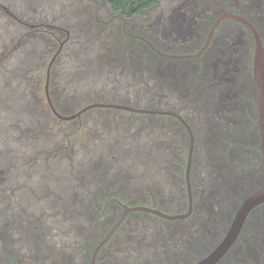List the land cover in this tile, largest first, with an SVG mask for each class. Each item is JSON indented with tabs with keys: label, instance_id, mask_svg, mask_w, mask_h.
Listing matches in <instances>:
<instances>
[{
	"label": "rangeland",
	"instance_id": "rangeland-1",
	"mask_svg": "<svg viewBox=\"0 0 264 264\" xmlns=\"http://www.w3.org/2000/svg\"><path fill=\"white\" fill-rule=\"evenodd\" d=\"M207 1L217 4V0H202L198 6L190 0H162L136 14L125 13L130 21L125 31L123 17L106 0H0V175H4L0 176V264H86L87 255L125 209L122 205L95 208L100 205L98 193L113 194L124 183L131 195L125 205L151 203L164 212L184 213L187 204L181 174L188 152L183 144L188 140L183 129L159 123L161 117L155 119L153 114L108 106L61 119L49 100L64 116L92 103L150 109L163 103L191 117L199 111L193 104L201 97L198 90L187 96L185 86L193 76L186 73L188 62L161 58L158 65L147 43L131 34L165 48L191 49L208 35V31H198V25L208 19L206 14L214 11L202 10ZM246 3L243 0L240 8ZM183 11L186 16L180 15ZM192 11L198 15L192 16ZM175 14L184 21L178 22ZM248 15L264 38V20L258 13ZM212 57L217 59L214 65L222 78L216 86L225 93V110L232 107L238 115L246 110L247 139L260 145L257 100H251L258 90L247 71L254 57L249 31L230 29L224 48L216 45L208 50L205 61ZM157 81L164 93L159 104L153 98ZM210 110L225 128V110L217 104ZM245 123L235 126L241 129ZM159 127L161 136L178 143L175 148L158 152ZM231 129H223V135ZM206 135L204 206L212 208L207 223L133 211L98 264H193L214 248L230 228L244 197L264 185V167H257L252 178L219 180V170L230 163L237 165L238 151L228 143L229 138L217 142L218 148L216 136L208 129ZM237 136L245 135L238 132L235 141ZM253 154L256 157L250 158L257 161L261 152ZM156 179L160 197L155 202L142 198L136 188L152 189ZM218 207L223 211L219 220Z\"/></svg>",
	"mask_w": 264,
	"mask_h": 264
},
{
	"label": "flooded vegetation",
	"instance_id": "flooded-vegetation-1",
	"mask_svg": "<svg viewBox=\"0 0 264 264\" xmlns=\"http://www.w3.org/2000/svg\"><path fill=\"white\" fill-rule=\"evenodd\" d=\"M185 1H189V0H185ZM190 1H191L190 3H195V5L198 6V3L200 4L202 0H190ZM242 1L243 0H217V4L212 3L211 1H207L208 5L206 7L203 6L202 10L205 11L206 9H204V8H208V9L210 8V9H213L214 11H211L208 14L205 13L207 16L209 15L207 17L208 19L204 20L203 24L198 25V31L200 29L203 32L208 31V35H207L205 40L201 39L199 42L194 44L193 48H191V49L187 48V49L176 50V49H172V48L171 49L165 48L162 45H157L159 43H157L156 41L150 42L148 39H146L143 36H140V35L136 36L135 34H131V36L136 37V38H141L142 40H144L147 43V45L149 46V49H151L155 53L156 62L158 63V65H161V58H165V59H169V60H176V61L177 60H183V61L188 62V64H186V66H185L186 70H187L186 73L187 74L191 73V74H193V76L190 77L189 84L185 86L187 96L189 94L197 91V90L200 91L198 93L199 96L201 97L200 102L198 104L197 103L193 104L194 106H196V108L199 109V111L197 110V111L193 112L191 117L184 115L183 112L178 108L173 109V108H171L170 105L163 106V103H162V105L160 104L157 109H152V110L157 111L156 113H152L155 116V119H157L158 117H161V118H158L159 123H162V122L163 123H171L172 125H176L179 129H183L182 133L186 134L187 140H188L185 142V144H183L184 145L183 147H185V149L187 148L188 154H189L190 146H191V137H190V134H189V131H188L186 125L182 122V120L178 116H175L172 114H167L164 112L165 111H171V112H175V113L179 114L185 121L188 122V124L190 125V127L192 128V131L194 133V150H193V160H192V168H191V181H192V190H193V210H192L191 214L188 217H186V219L192 218L195 220V223H201V222L207 223V220H206L207 217L206 216L210 214V211L212 212V208H209V207L207 208L204 206V204H205L204 194L208 191V187H206V185H205L207 182V177H208L207 155L205 153V150L207 149V146H208L206 130L208 129L209 133L211 135H213V137L216 136V145L218 148H219V144H217V142H219L221 139L229 138L228 143L233 144L234 151H238L236 159L241 160L242 163L237 164L236 166L234 164L230 163V164H227V168H226V171H231V174H233V172H235V174L238 178L241 177V174L243 175L244 178H250L254 174V171L248 170V166H245V168H243V169H241V167L253 162V159L250 158L251 156L256 157L253 154V152H257L259 150L261 152L260 145H257L256 143L252 144L251 140H249L250 138L247 139L248 134H246L247 132H245L246 123L244 122V118H243V116H244L243 113L246 110L241 112L240 115L236 114V112L233 110L232 107L230 109L226 107V110H225V106H224L225 105L224 104L225 103V93H223V89H221V87H218V86H220V84L222 82V78L219 77L220 71H219L218 67L216 68V66L214 65L216 63L217 59L215 57H212L211 59H208L205 61V55L208 52V50L212 49L216 45L224 48L225 42L229 41V38H230V29L234 30L236 28H244V29L248 30L250 37H251V40L254 44V48H255V40H254L253 34H252L251 30L249 29V27L246 26L245 24H243L242 22H239V21L234 20L232 18H223L217 24V26H216L215 30L213 31L212 36L210 38V35H211V32H212L214 25L216 24L217 20L221 16L224 15L225 11L240 14V15L244 16L245 18L250 20L257 27V29L261 35V31L259 30L255 20L250 15H248V13L250 11L253 12L254 15H257V13H258L260 20L261 19L264 20V17H262V15H264V0H247V3L245 5H243V8H242L244 10H242L240 8ZM161 3H162V0H160L155 5H159ZM192 9L194 10V8H192ZM260 12H262V13L260 14ZM116 15L117 16L120 15L121 17H123V19L125 21L124 30L127 31L129 29L128 25H127L130 22L128 20L129 18H126L124 15H122L121 12H117ZM180 15L186 16L187 12L183 11ZM191 15L196 16V15H198V13L194 14V12L192 11ZM172 16L176 17V20L180 23H181V21H184V18H183V20L178 18V15H176V14L172 15ZM191 21H193V20H191ZM225 24H227V25L230 24V26L231 25H233V26L232 27L226 26L225 28H223ZM182 26H183V24H182ZM183 27L185 28V26H183ZM188 27H190V26L188 25ZM191 30L192 29H190L189 31H191ZM261 37H262V35H261ZM209 39H210V41H209ZM262 40L264 43L263 37H262ZM208 41H209V44L206 46V43ZM142 44H144V42ZM228 44H229V42H228ZM176 47L181 48L182 46L178 45ZM204 47H205V49H204ZM141 48L142 47H140L138 49H141ZM216 49H219V48L216 47ZM232 60H233V58H230L229 63L233 62ZM233 64L236 65V62H234ZM217 65H218V62H217ZM207 70L213 72V75L211 77H209V75L206 76V72H208ZM247 71H250L251 77L254 78L253 61L251 63H248ZM245 73L243 75H246ZM195 77L198 78V80H195ZM232 80H233V77H232ZM252 83L254 84L255 81L253 80ZM214 84H215V86H214ZM216 84L218 86H216ZM254 85H256V84H254ZM214 87H216V90H213ZM47 91H48V89H47ZM239 92H241V91H237L236 94H238ZM154 94L155 95L153 96V98L156 100V102L158 104L161 103L163 101V94L164 93L162 91L161 85L158 84V81L155 85V93ZM233 96H235V94H233ZM246 99H247V97H246ZM255 99L257 100L256 95H255ZM188 102L190 104H192L189 101V99H188ZM51 104H52V102L50 103V105ZM108 104H118V103H108ZM215 104L220 105L223 108V111L225 110V112H224L225 116H226V112L228 114V117L226 116L228 118V122H227V125L225 128L219 126L221 123L220 122L221 118L219 116L214 115L212 113V111L210 110V108ZM122 105H125V104H122ZM128 106H131V105H128ZM132 107H134V106H132ZM145 109H150V108H145ZM127 111H130V110H127ZM138 113H141V112H138ZM147 114H150V113H147ZM231 114H235V115L232 117ZM237 123L238 124L239 123H245V124L243 125V127L241 129H238V126L237 125L235 126V124H237ZM198 126L200 127V129L197 128ZM229 127H232V129L230 130V132H228V135L224 136L223 135V129H226V128L228 129ZM238 132L239 133L242 132L245 136H240L241 138L237 136V138H239V139L235 141V138H236V135ZM258 132H259V130H258ZM156 134H157L156 149L158 150L159 153H161L163 149L175 148V146L178 144L177 142L170 139L168 137V135L167 136L166 135L161 136L160 127L156 131ZM233 136H235V137L233 138ZM259 137H260V132H259ZM221 144H224V141L221 142ZM260 144H261V137H260ZM259 157L264 162L262 152H261V154H259ZM228 162H232V161H228ZM219 166L221 167L222 165H219ZM169 169H170V167H169ZM192 169H193V171H192ZM0 176L4 177V175H0ZM219 176L222 178L221 181H223L224 180V172L220 173ZM195 178L198 179L196 186L194 185ZM157 182H158V184H160L158 180H157ZM186 186H187V181H186ZM186 191H187V195H188V202H187V207H186L184 213L189 211V205H190L189 204L188 189ZM105 208H109V207H105ZM217 211H218V213H217V218H218L219 216L222 215L223 211L220 213L219 207H218ZM218 220H219V218H218ZM121 226L117 229V231L121 228ZM262 230H264V204L256 207L255 209H253L250 212V214L248 215L246 222L244 223V226H243L237 240L235 241L233 246L229 249V251L226 253V255L222 258V260L217 264H222L224 262V260L228 257V255H230L231 253H233L235 255V257H237L236 256L237 253L240 252V249H237V247L241 248L243 246V248H241V249L244 250L245 248H247L246 247L247 245H250L248 243L249 241H251L252 242L251 244H253V242L256 241L254 239V237L256 235H258L259 233H262L263 232ZM117 231L114 233V235L111 237V239L108 241L107 244H109V242H111L113 240V238L116 237ZM227 231L225 233L223 232L222 238L217 240L214 243L215 244L214 248L222 241V239L225 237ZM252 235L254 237H251ZM107 244L102 248V250L99 253L98 263H99V260L101 258V254H102L103 250L105 249V247L107 246ZM213 249H210L209 251H207L205 253V255L208 254ZM244 254L245 253L243 252L242 255H244Z\"/></svg>",
	"mask_w": 264,
	"mask_h": 264
},
{
	"label": "water",
	"instance_id": "water-1",
	"mask_svg": "<svg viewBox=\"0 0 264 264\" xmlns=\"http://www.w3.org/2000/svg\"><path fill=\"white\" fill-rule=\"evenodd\" d=\"M223 18H232L248 26L255 40L254 57H253V73H254V81H255V84L258 90L257 124H258V129H259L260 137H261L260 149H261V152L264 158V43H263L262 37L257 27L250 20H248L247 18H245L244 16L240 14L231 13L228 11H225L224 15L221 16L217 20L216 24L214 25L212 29L210 38L217 24ZM209 41L206 43V46L209 44ZM50 103H51V100H50ZM97 106L116 107V108H122L125 110L134 111V112L150 113V114L157 112L152 109L137 108V107L122 105V104L92 103V104L85 106L84 108H82L80 111H78L77 113L73 115L64 116L58 113L56 108L51 104L53 111L58 115V117H60L61 119H66V120L75 118L81 115L84 111L90 108H93V107H97ZM164 113L178 116L182 120V122L186 125L189 131L190 137H191V146H190V151L188 154L187 164H186V181H187V189L189 193V204H190L189 211L186 213L169 214L160 209H156V208H152V207L144 206V205L125 206V209L121 217L114 223V225L111 227L108 233L99 241L98 245L96 246L94 250L93 258H92V264H98V256H99L100 251L108 243V241L117 231V229L122 225V223L127 219L128 215L131 212L146 211V212H150V213L159 215L161 217H164L170 220H174V219H182V218L188 217L193 210V190H192V181H191V168H192L193 150H194V133L192 131V128L188 124V122L185 121L179 114L175 112H171V111H165ZM262 204H264V185L259 186L258 188L252 190L249 194H247L244 197V199L240 203L237 209V212L232 220L231 226L228 229L222 241L212 251H210L208 254L201 257L197 261H195L193 264H217L219 263L222 260V258L226 255V253L229 251V249L233 246L235 241L237 240L250 212ZM262 231H263L262 233H259L255 237L253 235L251 236V237H254L256 241L253 242V244H251L252 242L249 241L248 243L250 245L246 246L248 249L244 247L245 249L242 250L241 248H243V246L241 248L237 247V249H240V252H238L239 254L237 253L236 255L237 257H235L233 253H231L230 255H228V257L224 260L222 264H264V230ZM243 252L245 253L244 255H242Z\"/></svg>",
	"mask_w": 264,
	"mask_h": 264
},
{
	"label": "trees",
	"instance_id": "trees-1",
	"mask_svg": "<svg viewBox=\"0 0 264 264\" xmlns=\"http://www.w3.org/2000/svg\"><path fill=\"white\" fill-rule=\"evenodd\" d=\"M159 1L160 0H106V2L108 4H110L111 8L114 11L121 12L123 15H125V13H126L129 16L140 12L142 9L150 8V7L154 6L155 4H157ZM251 100H252V102L255 103V95L254 94L252 95ZM226 116L228 117L227 112H226ZM186 153H187L186 156L188 158V152H186ZM235 161L237 162V164H241L242 163L241 160L235 159ZM255 164H256V167L252 166V165H255ZM263 165H264L263 160H261V158H258L257 161L255 160L252 163H249L247 165H244V166L241 167V169L245 168V166H248V167H251V168H248V170H252V171L255 172L258 169L257 167H260V168L261 167H264ZM192 171H193V169H192ZM222 172H224V180L223 181H225V182H230L231 179H234V180H237L238 179V177L236 176L235 172H233V174H231V171H226V168H225L223 170H219L218 171L219 180H222V178L219 176V174L222 173ZM175 174L177 176H179L180 173H178V171H176ZM181 175L183 176V180H184V182L181 183L182 184L181 187L183 186L182 188L184 189V192H185V194H184L185 197L184 198H185L186 204H187V202H188V195H187V191H186L187 190V186H186V163H185V165L183 167V173ZM241 177H243L242 174H241ZM124 184H123V186H122L121 189L115 191L113 194L110 193V192L109 193H105L104 192V194H105V196H104V194H101L100 195V193H98L99 195L97 194L98 196L97 195L96 196L98 197V200L100 202V205L95 204V208L97 206H99L102 209H106L105 207L112 206V205L113 206H120V205H122V207L128 206V205H125L127 203V202H125V198L127 196H131V195L130 194H127V189L125 188V185ZM151 185H152V189L151 188H147V189H144V191L143 190L140 191V188L137 187L138 189L136 188V190L138 191V193H141V197L142 198H144L146 200H147V198H149L151 201H154L155 202L156 201V198L157 197H160V195H158L156 193L157 190H158V188H159V184H158L157 180H155L154 183L151 184ZM151 185L149 186L148 183L145 184L146 187H151ZM194 185L196 186V182H194ZM120 194H122L123 196L124 195H126V196L125 197H122ZM83 201H85L84 204H86L87 199L86 198H83ZM79 202L81 203L80 199H79ZM150 204L143 203L142 202V204H140V205L149 206V207H152V208L159 209L156 206H152ZM83 206H85V205H83ZM186 207H187V205H186ZM90 208H91V205H90ZM160 210L164 211L163 209H160ZM92 213L95 214L96 213V209H95V211H94V209H92ZM122 213H121V215H122ZM166 213H168V212H166ZM169 214H171V213H169ZM175 214H177V213H175ZM121 215H120V217H121ZM78 216L80 217L79 214H78ZM126 220H125V222H126ZM125 222L122 224L121 228L124 226ZM121 228L118 231H120ZM118 231H117V233H118ZM100 240L101 239H99L97 241V243L95 242L96 245H98V243H99ZM93 254H94V249L92 250V252L89 253V256L87 255L88 260H86V264H92Z\"/></svg>",
	"mask_w": 264,
	"mask_h": 264
}]
</instances>
